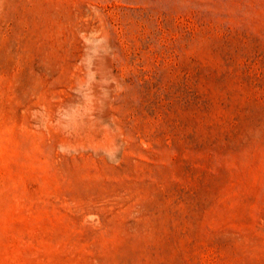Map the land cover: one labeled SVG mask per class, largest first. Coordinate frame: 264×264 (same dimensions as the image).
<instances>
[{
  "label": "rangeland",
  "instance_id": "obj_1",
  "mask_svg": "<svg viewBox=\"0 0 264 264\" xmlns=\"http://www.w3.org/2000/svg\"><path fill=\"white\" fill-rule=\"evenodd\" d=\"M0 264H264V0H0Z\"/></svg>",
  "mask_w": 264,
  "mask_h": 264
}]
</instances>
